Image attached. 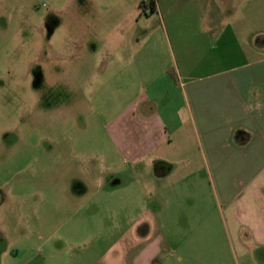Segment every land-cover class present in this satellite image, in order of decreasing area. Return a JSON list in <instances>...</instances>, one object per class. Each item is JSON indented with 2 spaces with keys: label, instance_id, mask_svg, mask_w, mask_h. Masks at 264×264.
Returning a JSON list of instances; mask_svg holds the SVG:
<instances>
[{
  "label": "rangeland",
  "instance_id": "1",
  "mask_svg": "<svg viewBox=\"0 0 264 264\" xmlns=\"http://www.w3.org/2000/svg\"><path fill=\"white\" fill-rule=\"evenodd\" d=\"M208 2L0 0V264H135L149 245L155 264H264L242 257L206 171L133 163L107 129L142 94L163 112L136 52L171 47L181 66L177 34ZM219 3L263 19V0ZM175 169L189 178L169 185Z\"/></svg>",
  "mask_w": 264,
  "mask_h": 264
},
{
  "label": "crops",
  "instance_id": "2",
  "mask_svg": "<svg viewBox=\"0 0 264 264\" xmlns=\"http://www.w3.org/2000/svg\"><path fill=\"white\" fill-rule=\"evenodd\" d=\"M219 1L208 2L205 15L189 18L177 34L181 66L170 45L168 52L137 50L135 79L159 88L163 112L159 99L142 94L107 129L133 163L149 158L169 168L206 171L242 257L263 250L264 263V0L258 21L221 13ZM164 42L171 43L168 34ZM176 174L170 170L169 185L189 178ZM161 247L147 246L135 264H155Z\"/></svg>",
  "mask_w": 264,
  "mask_h": 264
},
{
  "label": "trees",
  "instance_id": "3",
  "mask_svg": "<svg viewBox=\"0 0 264 264\" xmlns=\"http://www.w3.org/2000/svg\"><path fill=\"white\" fill-rule=\"evenodd\" d=\"M154 10H155V6H154Z\"/></svg>",
  "mask_w": 264,
  "mask_h": 264
}]
</instances>
